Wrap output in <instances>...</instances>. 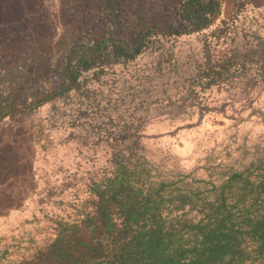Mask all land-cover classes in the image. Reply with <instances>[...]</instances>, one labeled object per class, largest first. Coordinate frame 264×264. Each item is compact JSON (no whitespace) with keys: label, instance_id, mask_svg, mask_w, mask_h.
I'll return each mask as SVG.
<instances>
[{"label":"rangeland","instance_id":"1","mask_svg":"<svg viewBox=\"0 0 264 264\" xmlns=\"http://www.w3.org/2000/svg\"><path fill=\"white\" fill-rule=\"evenodd\" d=\"M108 1L0 0V264H60L59 237L71 264L105 261L88 254L114 244L93 188L118 162L218 181L264 155L263 0H218L215 20L189 33L179 0H116L118 24ZM137 23L151 31L143 52L42 101L76 40L132 44Z\"/></svg>","mask_w":264,"mask_h":264},{"label":"trees","instance_id":"2","mask_svg":"<svg viewBox=\"0 0 264 264\" xmlns=\"http://www.w3.org/2000/svg\"><path fill=\"white\" fill-rule=\"evenodd\" d=\"M115 5L108 1L106 17L118 24ZM218 14V0H179L178 20L188 33L207 28ZM134 31L132 44L110 33L92 42L76 40L42 101L72 89L84 71L143 52L151 31L140 23ZM6 100L0 91V114ZM221 175L218 181L187 182L155 177L141 162L131 167L118 162L93 188L100 225L114 244L103 254L101 246L88 247V254L105 259L98 264H264V155ZM62 242L59 237L52 251L60 264H71L70 244Z\"/></svg>","mask_w":264,"mask_h":264}]
</instances>
